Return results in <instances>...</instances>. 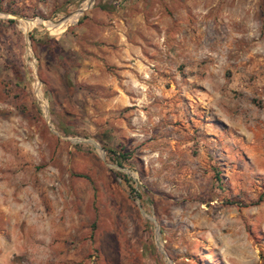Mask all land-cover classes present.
<instances>
[{
	"label": "rangeland",
	"instance_id": "1",
	"mask_svg": "<svg viewBox=\"0 0 264 264\" xmlns=\"http://www.w3.org/2000/svg\"><path fill=\"white\" fill-rule=\"evenodd\" d=\"M20 1L0 0V264H264V0H165L167 65L114 112L71 105L50 41L94 0Z\"/></svg>",
	"mask_w": 264,
	"mask_h": 264
},
{
	"label": "crops",
	"instance_id": "2",
	"mask_svg": "<svg viewBox=\"0 0 264 264\" xmlns=\"http://www.w3.org/2000/svg\"><path fill=\"white\" fill-rule=\"evenodd\" d=\"M21 1L26 5L37 2ZM164 1L94 0L84 18L57 37L65 52L54 56V61L58 68H66V77L79 87L70 96L61 74L71 105L84 103L86 111L99 112L139 110L144 105L140 97L151 93L145 78L151 75L150 66L154 62L167 65L171 55L170 46L159 42L160 30L165 32L171 23ZM85 2L82 9L90 7L91 0Z\"/></svg>",
	"mask_w": 264,
	"mask_h": 264
},
{
	"label": "trees",
	"instance_id": "3",
	"mask_svg": "<svg viewBox=\"0 0 264 264\" xmlns=\"http://www.w3.org/2000/svg\"><path fill=\"white\" fill-rule=\"evenodd\" d=\"M81 20H79V22H80ZM50 39H52V40H50V41H52L53 43H55L56 45L58 44V41H57V38H50ZM67 71V70H66ZM65 83H66V87H67V89H68V93H69V95L70 96H73L74 95V92L77 90V89H79V87H77V88H75L74 87V85H72L71 84V82L69 81V79L66 77V75H65ZM100 139H104L101 135H100ZM109 151H110V153L114 156V159L116 160V162H117V164L118 165H120V163H119V160L120 159H124V158H126L122 153H119V152H117V151H115V150H113V149H109ZM121 166V165H120ZM129 187H131V186H129ZM131 189H133V188H131Z\"/></svg>",
	"mask_w": 264,
	"mask_h": 264
},
{
	"label": "bare ground",
	"instance_id": "4",
	"mask_svg": "<svg viewBox=\"0 0 264 264\" xmlns=\"http://www.w3.org/2000/svg\"><path fill=\"white\" fill-rule=\"evenodd\" d=\"M83 10V9H82Z\"/></svg>",
	"mask_w": 264,
	"mask_h": 264
}]
</instances>
